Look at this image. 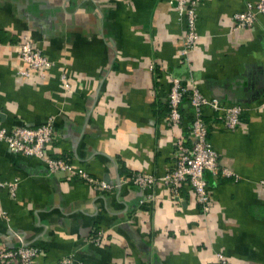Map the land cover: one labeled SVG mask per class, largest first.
Listing matches in <instances>:
<instances>
[{"label": "crops", "instance_id": "0c3cea01", "mask_svg": "<svg viewBox=\"0 0 264 264\" xmlns=\"http://www.w3.org/2000/svg\"><path fill=\"white\" fill-rule=\"evenodd\" d=\"M247 2L254 0H200L198 40L183 54L184 23L167 0H0L2 125L51 116L48 154L112 185L93 189L51 173L0 142V179L16 181L13 197L0 189V248L36 246L37 264L68 255L70 264H212L216 251L228 264H264V14L251 27L231 25ZM23 35L52 61L44 78L18 73ZM172 78L246 107L233 129L204 109L218 170L231 172H204L207 211L185 186L177 201L156 180L145 200L129 180L164 175L176 142L187 138L186 99L179 124L166 121Z\"/></svg>", "mask_w": 264, "mask_h": 264}, {"label": "built area", "instance_id": "2783aa9c", "mask_svg": "<svg viewBox=\"0 0 264 264\" xmlns=\"http://www.w3.org/2000/svg\"><path fill=\"white\" fill-rule=\"evenodd\" d=\"M175 10L177 17L184 23L182 37V53L185 54L195 47L198 40L196 30V8L200 0H167ZM264 14V0L247 2L243 10L234 11L231 15V25L235 28L251 27L258 15ZM17 54L25 66L18 70L23 76L36 75L44 78L52 61L45 56L35 43L23 35L17 43ZM59 79L65 88L68 83L63 73ZM186 99L192 108L193 115L187 124V138L176 142L173 166L161 177L149 173L135 172L129 176L131 183L145 189V200L152 197L151 189L156 180H161L171 191L174 200H180L179 189L182 186L190 189L197 198L202 211L209 208L208 182L204 172L213 176L218 172L224 176H231L226 168L218 170V153L209 139V124L205 121L204 109H209L217 115L226 129H233L240 122V114L245 106L240 103H225L212 94H204L193 81L181 82L172 78L166 95L167 113L166 121L171 125L179 124L181 120L180 104ZM54 140L53 118L32 124H16L5 127L0 120V142H3L10 152L20 153L24 156L35 157L41 160L51 173L63 172L67 175L77 176L89 183L93 189L108 190L112 185L102 179L89 175L80 168H74L68 160L60 157H51L48 149ZM234 179H236L234 177ZM5 188L10 197L15 195L16 181L0 179V189ZM143 202V199L141 200ZM101 238L100 230H93L87 239L93 245H98ZM39 249L31 244L19 243L14 246L0 248V264H37L36 255ZM73 256L68 255L57 260L56 264H70ZM80 264V263H79ZM212 264H228L225 255L216 251Z\"/></svg>", "mask_w": 264, "mask_h": 264}, {"label": "water", "instance_id": "95a60500", "mask_svg": "<svg viewBox=\"0 0 264 264\" xmlns=\"http://www.w3.org/2000/svg\"><path fill=\"white\" fill-rule=\"evenodd\" d=\"M215 96H217V95H215ZM218 97V96H217Z\"/></svg>", "mask_w": 264, "mask_h": 264}, {"label": "trees", "instance_id": "16d2710c", "mask_svg": "<svg viewBox=\"0 0 264 264\" xmlns=\"http://www.w3.org/2000/svg\"><path fill=\"white\" fill-rule=\"evenodd\" d=\"M167 109H168V107H167Z\"/></svg>", "mask_w": 264, "mask_h": 264}]
</instances>
